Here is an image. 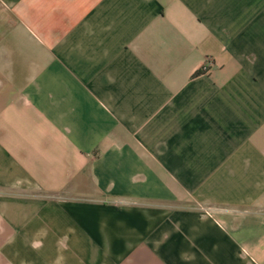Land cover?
I'll use <instances>...</instances> for the list:
<instances>
[{
    "label": "crops",
    "instance_id": "0c3cea01",
    "mask_svg": "<svg viewBox=\"0 0 264 264\" xmlns=\"http://www.w3.org/2000/svg\"><path fill=\"white\" fill-rule=\"evenodd\" d=\"M0 264H264V0H0Z\"/></svg>",
    "mask_w": 264,
    "mask_h": 264
},
{
    "label": "built area",
    "instance_id": "2783aa9c",
    "mask_svg": "<svg viewBox=\"0 0 264 264\" xmlns=\"http://www.w3.org/2000/svg\"><path fill=\"white\" fill-rule=\"evenodd\" d=\"M201 69L204 70V72H206L209 69V63H208V61H205L203 63V65L201 66Z\"/></svg>",
    "mask_w": 264,
    "mask_h": 264
},
{
    "label": "trees",
    "instance_id": "16d2710c",
    "mask_svg": "<svg viewBox=\"0 0 264 264\" xmlns=\"http://www.w3.org/2000/svg\"><path fill=\"white\" fill-rule=\"evenodd\" d=\"M202 73H204V70H202V69L200 68L198 71H196V72L194 73V76H196V75H198V74H202Z\"/></svg>",
    "mask_w": 264,
    "mask_h": 264
}]
</instances>
